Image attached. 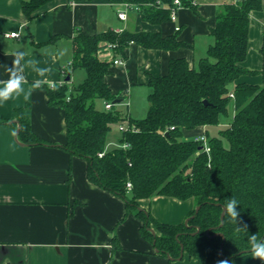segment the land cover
Returning <instances> with one entry per match:
<instances>
[{
  "label": "trees",
  "instance_id": "obj_1",
  "mask_svg": "<svg viewBox=\"0 0 264 264\" xmlns=\"http://www.w3.org/2000/svg\"><path fill=\"white\" fill-rule=\"evenodd\" d=\"M20 1L24 14L33 21L41 7L55 0ZM109 1L137 6L142 20L150 24L170 21L169 10L157 2L171 5L173 0ZM183 3L194 9L190 1ZM260 10L262 0H239L220 7L210 31L213 42L198 66L183 58L172 59L166 75L150 78L149 106L143 119H124L115 110L96 107L98 101L114 104L120 99L106 80L113 62L101 60L98 53L113 45L116 53L124 57L131 43L174 51L185 46L176 35L114 30L92 36L78 33L72 40L71 69L84 70V81L70 87L66 79L71 73L64 71L62 85L53 89L44 86L49 104L64 109V148L70 155L87 160L89 179L124 198L128 213L142 221L144 238L153 242L160 254L175 260L180 258L182 246L197 264L233 260L250 253L249 235L264 237V49L260 71L263 85L238 82L244 75L258 73L243 64L248 55L250 14ZM232 104L235 113L230 124L219 128ZM17 113L22 141L52 145L33 134L23 110ZM124 121L130 129L119 131V147L107 149L114 126ZM6 122L0 118V124ZM200 127L206 128V144L185 139V131ZM124 144L129 148H123ZM156 197L193 199L195 208L186 217L187 224L186 220L178 225L161 223L140 208V200ZM232 198L239 201V219L247 225L248 233H237L236 226L225 216L220 226L223 206ZM198 206L201 208L196 213Z\"/></svg>",
  "mask_w": 264,
  "mask_h": 264
},
{
  "label": "crops",
  "instance_id": "obj_2",
  "mask_svg": "<svg viewBox=\"0 0 264 264\" xmlns=\"http://www.w3.org/2000/svg\"><path fill=\"white\" fill-rule=\"evenodd\" d=\"M188 1L196 11L185 6L179 10L176 23L154 25L143 21L137 10L129 11L126 20L119 19L123 5L109 0H55L41 7L33 21L24 14L20 0H0V81H8L7 68L17 52L24 54L21 64L25 76L24 91L13 92L9 100L0 103V118L7 121L0 124V264H197L186 253L176 260L160 254L142 235L143 223L134 213H128L124 198L89 179L87 160L70 155L64 148V109L49 104L44 87L59 84L64 71H70L69 86H74L72 80H76L78 70H72L70 64L72 40L78 33L92 36L114 30L176 35L185 46L174 51L131 43L124 57L110 48L98 53L103 61L124 60L123 65H112L106 80L112 93L120 96L117 104L128 107L126 113L119 114L124 119L139 120L130 112L137 88L148 86L150 94V78L166 75L172 59L183 58L197 67L213 42L210 31L220 7L239 2ZM176 26L180 31L176 32ZM11 33L19 37H7ZM263 49L264 0L262 10L250 14L248 55L243 64L258 73L242 76L239 83L263 85ZM34 67L50 71L41 76ZM37 81L41 82L38 86ZM231 107L233 118L234 105ZM18 110L29 118L33 134L52 145H31L21 140ZM231 120L227 124L221 120L219 126L225 128ZM113 130L114 138L110 139V134L107 149L119 147L118 125ZM205 132L206 128L200 127L185 131L184 137L196 139ZM115 139L117 143H113ZM139 206L161 223L178 225L195 208V202L156 197L140 200ZM233 261L261 264L250 253Z\"/></svg>",
  "mask_w": 264,
  "mask_h": 264
},
{
  "label": "clouds",
  "instance_id": "obj_3",
  "mask_svg": "<svg viewBox=\"0 0 264 264\" xmlns=\"http://www.w3.org/2000/svg\"><path fill=\"white\" fill-rule=\"evenodd\" d=\"M14 59L12 61V66L7 68V72L9 73L8 81H0L4 85L3 88H0V103L6 102L9 100L13 94V92L20 93L23 92L24 89L22 87L25 76L23 74L24 69L21 64V61L24 58L23 53H14ZM34 70L41 76H43L46 72H49L50 69L47 68H35ZM40 81H37V86L40 84ZM239 206V201L235 198L229 199L223 206L224 208V216L227 218V221L234 224L235 231L237 233L244 231L248 233L247 225L243 224V222L239 219L240 212L237 210ZM248 245L249 252L253 259L258 260L261 264H264V237H260L257 233L251 234L248 236ZM217 264H234L233 260L228 258L220 259L217 261Z\"/></svg>",
  "mask_w": 264,
  "mask_h": 264
},
{
  "label": "built area",
  "instance_id": "obj_4",
  "mask_svg": "<svg viewBox=\"0 0 264 264\" xmlns=\"http://www.w3.org/2000/svg\"><path fill=\"white\" fill-rule=\"evenodd\" d=\"M122 5H123V9L120 10V11H118V17L121 20H126L127 13L129 11H132V10L139 11V8L137 6H135V5L127 4V3H124ZM157 5L158 6H163V7L167 8L169 10V12H170V15H169L170 22H172V23H176L177 22L179 10L181 8L185 7V5L183 3V0H173V2H172L171 5H164L160 1H158L157 2ZM180 29H181L180 26H176V28H175L176 32L180 31ZM7 37H10V38H18L19 37V34L18 33H11V34H7ZM108 48H110L112 50H115V46H113V45H109ZM113 64L115 66L123 65L124 64V60L122 58H116V59H114ZM63 83H64V81L62 80L59 84L62 85ZM56 85L57 84H54L50 88L53 89ZM230 96L233 97V95H230ZM113 107H114V104L113 103L108 102V103L105 104V109L107 111H112L113 110ZM129 129L130 128H129V125H128V122L127 121H124L122 124L118 125V130L120 132H125V131H128ZM196 140L201 141L204 144H206V142H207V138H206V135L205 134L197 137ZM123 148H129V146L126 145V144H124L123 145ZM206 151L209 152V148H206ZM127 188H128V190H131V188H132L131 183H128L127 184Z\"/></svg>",
  "mask_w": 264,
  "mask_h": 264
},
{
  "label": "rangeland",
  "instance_id": "obj_5",
  "mask_svg": "<svg viewBox=\"0 0 264 264\" xmlns=\"http://www.w3.org/2000/svg\"><path fill=\"white\" fill-rule=\"evenodd\" d=\"M77 74L78 75L76 77V80L75 79L72 80V82H74L73 83L74 86L77 85L79 83V81H82L83 78H85V76H86L85 71L82 70V69H78V73ZM149 91L150 90H149L148 86L137 88V90L135 92V97L136 98L134 100V104L130 106V112L132 113V116L134 118L141 119V118H144L146 116L147 110H148V106H149L148 99H147ZM125 102L126 101H124V103ZM105 104L106 103L103 102V101H98L96 103V107L99 110H104L105 109ZM127 108L128 107L126 105L122 106L121 104H115V111H117V112L119 111L122 114L127 112ZM232 112H233V109L230 106L229 110H228V115L226 117H222V119H221L222 123L227 124L232 119ZM122 114H120V115H122ZM219 128H221V127L219 126ZM112 132H115V130H113ZM113 138H114V133L113 134L111 133L110 139H113ZM115 141L117 143L116 139L113 140V143H115Z\"/></svg>",
  "mask_w": 264,
  "mask_h": 264
},
{
  "label": "water",
  "instance_id": "obj_6",
  "mask_svg": "<svg viewBox=\"0 0 264 264\" xmlns=\"http://www.w3.org/2000/svg\"><path fill=\"white\" fill-rule=\"evenodd\" d=\"M66 80H67V82L70 81V76H68ZM118 101H119V100L115 101V102H114V105L117 104V103H119ZM205 104L208 105L207 102H205ZM16 123L19 125L18 122H16ZM19 131H20V125L18 126V133H19ZM200 208H201V206H198V207L196 208V213L200 210ZM223 213H224V212H223ZM223 220H224V214H222V224H221L220 226L223 225ZM187 222H188V220H186V224H187ZM149 230H150V232H151L153 235H156L154 229L150 228ZM181 248H182V249H181V256H180L179 259H182V258H183V255H184V249H183V246H182Z\"/></svg>",
  "mask_w": 264,
  "mask_h": 264
}]
</instances>
